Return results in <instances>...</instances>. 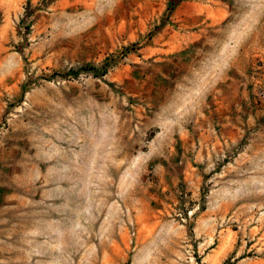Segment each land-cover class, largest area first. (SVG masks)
Listing matches in <instances>:
<instances>
[{
  "label": "rangeland",
  "instance_id": "rangeland-1",
  "mask_svg": "<svg viewBox=\"0 0 264 264\" xmlns=\"http://www.w3.org/2000/svg\"><path fill=\"white\" fill-rule=\"evenodd\" d=\"M0 264H264V0H0Z\"/></svg>",
  "mask_w": 264,
  "mask_h": 264
},
{
  "label": "trees",
  "instance_id": "trees-1",
  "mask_svg": "<svg viewBox=\"0 0 264 264\" xmlns=\"http://www.w3.org/2000/svg\"><path fill=\"white\" fill-rule=\"evenodd\" d=\"M105 71V70H104Z\"/></svg>",
  "mask_w": 264,
  "mask_h": 264
}]
</instances>
